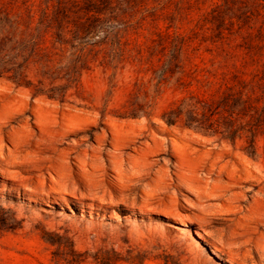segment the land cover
Listing matches in <instances>:
<instances>
[{"label": "rangeland", "instance_id": "1", "mask_svg": "<svg viewBox=\"0 0 264 264\" xmlns=\"http://www.w3.org/2000/svg\"><path fill=\"white\" fill-rule=\"evenodd\" d=\"M92 3L102 32L60 45L58 24L82 37L87 0H0L32 28L48 10L53 70L18 58L23 85L0 78V138L17 155L0 157V264H264L263 137L250 155L244 138L162 119L184 98L217 99L229 72L261 74L264 0ZM73 61L68 82L55 69Z\"/></svg>", "mask_w": 264, "mask_h": 264}, {"label": "trees", "instance_id": "2", "mask_svg": "<svg viewBox=\"0 0 264 264\" xmlns=\"http://www.w3.org/2000/svg\"><path fill=\"white\" fill-rule=\"evenodd\" d=\"M92 0H87V6L84 8V15L81 19H85L80 24L82 37H78L79 31H73L68 27L58 24L57 32L55 33L54 43L64 45L67 41L63 37V33H72L74 40H84L103 29L98 25V18L89 15L93 10H96ZM103 10L97 9L96 14H101ZM31 17H27V23L22 24L24 20L22 16L11 18L9 12L0 10V25L8 29H0V78L6 77L16 84L22 86L23 82L16 73L15 69L9 66L18 58H22L26 63L30 58H38L37 62L43 64V75L50 74L52 68L48 66L50 56L46 49L41 47L44 41V36L52 30V18L48 10L42 11L34 28L31 27ZM12 31L11 35L10 32ZM17 35L18 42L16 47H12L10 51H6L5 46L11 42ZM76 37V38H75ZM98 38V37H97ZM85 46L91 48L102 45L101 41L90 40ZM84 48L80 49L82 51ZM92 49L89 50L91 52ZM250 59V62H255L254 54L250 51L245 53V57ZM259 56V55H257ZM177 60L175 53H171L166 63L163 65L161 80H166L167 74H173L171 65ZM70 68L59 67L56 71H65V78L68 82L71 81L73 74L81 67H77L78 61H73ZM65 69V70H64ZM54 70V71H55ZM12 73V75H11ZM241 71L229 72L222 77L220 85V93L217 99L211 100L203 97L190 96L182 99L179 102L176 110L164 114L163 121L171 126L174 123V118L184 116L188 122V127L208 134L210 136L219 135L221 139L235 144L236 140L245 139L248 148L245 151L250 155H256L254 144L258 137L264 139V69L260 75L254 74L251 79L247 80Z\"/></svg>", "mask_w": 264, "mask_h": 264}, {"label": "bare ground", "instance_id": "3", "mask_svg": "<svg viewBox=\"0 0 264 264\" xmlns=\"http://www.w3.org/2000/svg\"><path fill=\"white\" fill-rule=\"evenodd\" d=\"M0 157L2 159L11 158L12 160H16V158H17V155H15V151L5 144L4 138H0ZM82 166H81L82 167L81 169H83V171H86V170H84L85 165H82ZM14 167H17V165H15ZM13 173H14L15 177H19L22 175V172L18 171V170H15ZM118 177L120 178V173L118 174ZM262 245H263V250H262L261 255L264 257V244H262Z\"/></svg>", "mask_w": 264, "mask_h": 264}]
</instances>
